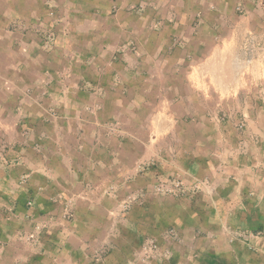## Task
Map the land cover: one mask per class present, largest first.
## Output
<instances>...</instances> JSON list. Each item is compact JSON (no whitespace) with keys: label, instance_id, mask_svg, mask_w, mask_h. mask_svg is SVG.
Here are the masks:
<instances>
[{"label":"rangeland","instance_id":"1","mask_svg":"<svg viewBox=\"0 0 264 264\" xmlns=\"http://www.w3.org/2000/svg\"><path fill=\"white\" fill-rule=\"evenodd\" d=\"M21 4L0 0V264L247 263L243 243L235 250L233 244L234 237H244L242 219L247 212L237 213L239 218L234 221L239 226L234 229L230 212L214 207L232 200L229 193L219 192L223 179L217 178L218 173L228 171L217 166L222 158L231 160L233 173L240 176L243 161L250 157L255 161L252 168L260 169L264 60L238 68L233 96L205 98L203 119L193 114L199 110V99L197 103L185 98L176 106L182 111L186 107V121L155 132L140 127L130 130L134 137L122 139L113 101V93H120L128 83L121 81L126 70L122 63L135 65L130 55L134 53L144 58L146 69L154 53L148 44L157 40L152 29L160 30L165 21L145 13L153 4L129 2L124 21L132 26L127 34L117 33L116 18L106 19L109 43L118 45L106 54L105 84L109 107H114L109 112L114 111L115 117L110 120V116L106 129L96 133L92 153L96 152L93 156L98 160L91 161L87 154L90 140L83 137L82 124L91 115L88 93L101 94V86L85 76L91 74L85 45L98 41L99 35L68 32L66 24L75 20L56 16L57 3L47 2L53 8L50 16L36 19L23 17ZM208 8L205 11L216 9L213 4ZM228 9L240 17L259 12L262 46L264 0H235ZM198 18L201 23L200 14ZM137 42H142L140 48ZM210 70L205 67L204 89L209 91L213 86ZM62 121L63 130L49 128ZM54 134L58 149L46 146L58 155L54 153L53 160L40 158L42 140ZM154 134L158 136L150 140L148 136ZM99 135L104 142L101 146ZM37 165L47 171L53 167L58 177L53 183L60 192L54 202L59 226L52 229L46 222L49 215L42 210L40 215L23 210L31 207L29 202L50 200L49 192L38 194L37 183L43 181L37 177ZM29 169L34 175L27 185Z\"/></svg>","mask_w":264,"mask_h":264},{"label":"crops","instance_id":"2","mask_svg":"<svg viewBox=\"0 0 264 264\" xmlns=\"http://www.w3.org/2000/svg\"><path fill=\"white\" fill-rule=\"evenodd\" d=\"M4 1L9 2L11 0ZM18 1L22 3L20 6V12L22 13L20 14L23 17H34L35 19L48 18L50 16L49 12L53 8L52 5L48 6L47 2L57 3L59 8L54 7L56 8L54 9L56 16L75 20V22L66 24L68 32H76V30L78 32L79 30L99 35L98 41L85 45L87 48L86 59L91 66V74H85V76L89 77L90 80H94V82H99L101 94L88 93L91 98L89 107L91 120L86 118L82 124L84 129L83 137H86L88 141L90 140V148L87 152L88 157L90 156L89 159L91 161L92 159L98 160L96 156H93L96 155V152L92 153L93 140L97 139L96 133L99 132L101 134L102 128L106 129V121L109 117L111 116L110 120L115 117L114 111L109 112V108L113 110L114 107H109L108 97L110 95L107 96L108 89L105 83L108 79L106 54H108V49L116 44L111 45L109 43L106 19L116 18L118 24L116 27V29L118 28L117 33L123 31L126 33L125 31L129 30L132 25H128L124 18L128 17L127 14H129L127 11L129 2L136 0ZM142 1L154 6V8L150 7L145 12L148 17L152 18L159 15L156 18H163L165 21L164 26L160 30L152 29V35L154 38L157 37V40L148 44L150 50L154 51L151 59L149 58L147 61H150V66L147 64L148 67L146 69L143 68L142 62H144V58L137 57L134 53L130 55L135 57V65L130 63V67L129 62L122 63L126 70L121 75V81L124 83V80H126L128 83L123 85V91L113 93V101L116 104V126L120 128L122 139L127 136L134 137L130 130L139 129L140 127L159 131L167 128L170 123L186 121L184 117L186 107L185 111H182L181 108L178 109L176 106L180 101L183 103L182 100L185 98L195 99L197 103L199 99V110L196 109L195 113L193 111L192 113L203 119V102L205 98L221 97V95L225 97L233 96L232 82L235 79L237 80L238 68L260 65L262 64L261 60H264L260 53L264 43L262 42L261 46L259 35L263 32V24H261L259 12H250L248 15L245 14L241 17L233 15L229 13L228 8L229 3L235 0ZM209 4L215 5L216 9L205 11ZM173 14L175 15L174 21L172 19L169 20ZM199 14L202 17L200 18L201 23H197ZM137 16L135 15V18ZM229 23L231 24L228 25ZM77 26H79V29H75ZM161 37H164V40L161 41ZM137 44L140 48L142 42H137ZM150 67H152L153 73L149 71ZM205 67H211L209 74L211 75L213 86L210 91L204 89ZM93 68L96 69L93 70ZM114 76H117V74ZM146 81L154 84L145 85ZM72 91L71 93L75 92L77 94L76 90L72 89ZM200 124L202 125L203 121ZM64 127L65 122L62 121L59 125H53L49 128L52 131L54 129L59 131L63 130ZM86 129L87 133H85ZM88 132H91V136ZM157 136V134L149 135L148 138L154 140ZM98 141L99 146L104 143L100 135ZM41 144L43 147L39 150L41 153L38 154L40 158L53 160L54 153L56 154L55 156L58 155L57 150H49L48 146H46V144H49L52 148L58 149L57 135L43 139ZM64 159L66 158L64 157ZM66 162L68 163V158ZM219 162H217L219 163L217 168L223 169L224 172L228 171L225 174L219 170L217 178L223 179L222 184L218 186L219 192L225 191L224 193H229V199L232 200L223 203L217 202L214 207L227 209L230 212L229 218L232 220L234 229L239 226H235L236 221H234V218H239L237 213L240 214V211L247 212V214L244 212L242 219V226L246 230L244 237L239 240H236L235 237L233 238L234 250L237 245L239 246L240 243H243L244 256L250 259L249 262L245 259L244 262H247L245 264H264V155L259 160L260 169L252 168V163L255 161H252L250 157L247 160L245 159L242 165L244 171H242L243 174L241 173L240 176L233 173L234 166L231 160L226 161V159L222 158ZM36 167L38 168L35 169L38 172L37 177L43 181L42 183H37L38 188L41 189L38 194L44 196V192L46 194L49 192V195L46 196L50 200H41L38 203L35 200V206L29 202L31 207L22 209L28 214H33L32 212L35 210L37 211L35 215H40L39 210H42V214L49 215L46 222H48L47 226H51L52 229V227L59 226V218L56 212L58 206L54 202L60 192L54 188L53 183V179L58 182V177L53 167H49L48 171L46 170L47 168L43 169L41 165ZM32 172H34L33 169H29L26 172L27 185L31 181V176L34 175ZM257 196L260 197V200L257 199ZM9 236L7 235V237Z\"/></svg>","mask_w":264,"mask_h":264}]
</instances>
